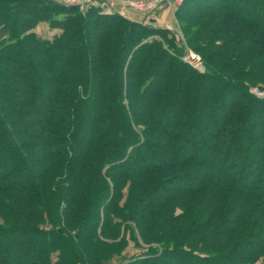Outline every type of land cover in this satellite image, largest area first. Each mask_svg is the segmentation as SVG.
I'll list each match as a JSON object with an SVG mask.
<instances>
[{"label":"trees","instance_id":"16d2710c","mask_svg":"<svg viewBox=\"0 0 264 264\" xmlns=\"http://www.w3.org/2000/svg\"><path fill=\"white\" fill-rule=\"evenodd\" d=\"M175 17L0 0V264L264 260V0Z\"/></svg>","mask_w":264,"mask_h":264},{"label":"built area","instance_id":"2783aa9c","mask_svg":"<svg viewBox=\"0 0 264 264\" xmlns=\"http://www.w3.org/2000/svg\"><path fill=\"white\" fill-rule=\"evenodd\" d=\"M52 3H56L65 7H75L79 10H85L89 7L100 6L102 9V14H113L119 5L123 9H132L138 11L143 16H149L158 9H160L164 4L179 6L184 0H154L150 2H144L140 0H46ZM121 11V10H119ZM192 69L203 73V64L200 56L191 50L187 49L184 56L181 59ZM257 97H263V91L253 92Z\"/></svg>","mask_w":264,"mask_h":264},{"label":"rangeland","instance_id":"374dc122","mask_svg":"<svg viewBox=\"0 0 264 264\" xmlns=\"http://www.w3.org/2000/svg\"><path fill=\"white\" fill-rule=\"evenodd\" d=\"M140 1L150 2V1H154V0H140ZM177 7L178 6L173 5V4L171 6L167 5V4H164L160 9H158L157 11L152 13L151 15L146 16V17L143 16L145 19L143 18L140 22H138V21H135V22L143 23V24H146V25H152V26H154L156 28H159V29H166L167 30L169 28L168 29L169 31L171 30L172 32L175 33L176 40L180 41V40H182V35H181V31H180V28H179L178 21H177V19L175 17V13H176ZM117 8H118V10H121V11L126 10V8L123 9V8H121L118 5H117ZM91 9H96V10H98L99 13H102V9H101L100 6L89 7L87 9H85V10H79V9L78 10L80 12H82V13H86V12H89ZM130 10H132V9H130ZM132 11L138 13V11H135V10H132ZM141 15H143V14H141ZM148 19H151L152 21H148ZM160 24H162V26ZM168 24L171 25V28L167 27ZM36 32L38 33V35H40L43 38H49L53 34L52 31H50V29L48 28V26L46 24L39 25L36 28ZM219 43H220L219 41L216 42V44H219ZM186 50L187 49L185 47L184 51H186ZM184 54H185V52H184ZM184 54L180 57L181 59L184 56ZM202 64H203V62H202ZM202 66H203V69L205 70L204 65H202ZM251 90H252V93L253 92L255 93V91L256 90L258 91L259 89L252 88ZM259 91H263V93H264V87H261V89ZM261 98H264V96L261 97ZM144 250L145 249L135 248L133 243L131 241H129L128 246H127V248L125 250V256L131 257V256H134V255H138V254L142 253ZM115 263H116V260H112L109 264H115ZM255 264H264V260H260V261H258Z\"/></svg>","mask_w":264,"mask_h":264},{"label":"crops","instance_id":"0c3cea01","mask_svg":"<svg viewBox=\"0 0 264 264\" xmlns=\"http://www.w3.org/2000/svg\"><path fill=\"white\" fill-rule=\"evenodd\" d=\"M115 13L117 15H119V16H122V17L130 20V21H138V22H140L145 17V16L143 17V15H141L139 12L136 13V12H133L132 10H130V9H126L124 11H119L118 8H116ZM148 21H152V20L151 19H148ZM160 25L162 26V24H160ZM167 27H170L171 28V25L168 24Z\"/></svg>","mask_w":264,"mask_h":264},{"label":"bare ground","instance_id":"6f19581e","mask_svg":"<svg viewBox=\"0 0 264 264\" xmlns=\"http://www.w3.org/2000/svg\"><path fill=\"white\" fill-rule=\"evenodd\" d=\"M97 9V8H96ZM78 10V9H77ZM136 20V19H135Z\"/></svg>","mask_w":264,"mask_h":264}]
</instances>
